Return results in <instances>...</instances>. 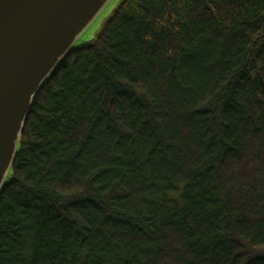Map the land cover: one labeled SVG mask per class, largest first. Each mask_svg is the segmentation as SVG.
<instances>
[{"label":"trees","instance_id":"16d2710c","mask_svg":"<svg viewBox=\"0 0 264 264\" xmlns=\"http://www.w3.org/2000/svg\"><path fill=\"white\" fill-rule=\"evenodd\" d=\"M35 98L0 264H264V0H122Z\"/></svg>","mask_w":264,"mask_h":264},{"label":"water","instance_id":"95a60500","mask_svg":"<svg viewBox=\"0 0 264 264\" xmlns=\"http://www.w3.org/2000/svg\"><path fill=\"white\" fill-rule=\"evenodd\" d=\"M115 1L0 0V195L35 98Z\"/></svg>","mask_w":264,"mask_h":264},{"label":"rangeland","instance_id":"374dc122","mask_svg":"<svg viewBox=\"0 0 264 264\" xmlns=\"http://www.w3.org/2000/svg\"><path fill=\"white\" fill-rule=\"evenodd\" d=\"M121 0H116L115 3L110 6L106 12L102 15V17L96 22V24L91 28L84 36L85 41L86 40H92L96 36V34L102 29L103 24L106 22L107 19L111 16V13L116 9L118 6V3Z\"/></svg>","mask_w":264,"mask_h":264}]
</instances>
